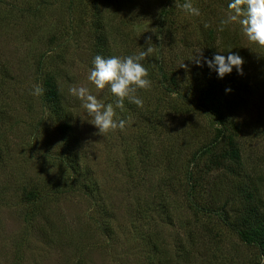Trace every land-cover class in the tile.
I'll return each instance as SVG.
<instances>
[{
    "label": "rangeland",
    "instance_id": "374dc122",
    "mask_svg": "<svg viewBox=\"0 0 264 264\" xmlns=\"http://www.w3.org/2000/svg\"><path fill=\"white\" fill-rule=\"evenodd\" d=\"M183 3L0 0V264H264L210 211L240 186L238 201L251 192L264 204V47L239 25L218 30L229 0H192L199 17ZM149 36L151 87L120 111L88 81L92 60L144 51ZM198 50L238 52L244 75L218 79L190 60ZM51 78L64 111L47 99ZM37 85L44 94L30 95ZM80 86L131 123L98 134L70 92ZM223 126L220 146L194 159Z\"/></svg>",
    "mask_w": 264,
    "mask_h": 264
},
{
    "label": "clouds",
    "instance_id": "9594fccd",
    "mask_svg": "<svg viewBox=\"0 0 264 264\" xmlns=\"http://www.w3.org/2000/svg\"><path fill=\"white\" fill-rule=\"evenodd\" d=\"M177 6L191 16L199 17L201 15L200 9L193 5L192 0H184L182 5ZM228 9L229 13L220 21L218 30H223L224 27L230 25H239L248 42L264 47V0H229ZM205 27L207 28L209 25L205 24ZM158 38L161 39L159 36ZM151 41V36L147 37L146 43L149 46L146 50L126 57L96 55L92 60L88 81L97 89L103 90L107 87L116 98L115 108L120 111L124 110L125 100L137 107L143 106V101L137 92L151 87L148 69L143 64L146 57L152 56L155 51L151 46ZM190 60L197 67L207 66L210 71L215 72L218 79H224L233 71L238 75H244L245 60L238 52L228 51L225 55L217 51L209 58L203 55V51L198 50ZM180 67H184L186 70L188 68L185 63ZM225 91L231 92L232 89L226 88ZM70 92L86 109L88 116L91 117L87 122L98 130V134L104 135L117 129L124 131L126 125L131 123L128 118L117 117L113 104L98 101L87 87H73ZM43 94V87L38 85L33 86L30 91L32 96H42Z\"/></svg>",
    "mask_w": 264,
    "mask_h": 264
},
{
    "label": "trees",
    "instance_id": "16d2710c",
    "mask_svg": "<svg viewBox=\"0 0 264 264\" xmlns=\"http://www.w3.org/2000/svg\"><path fill=\"white\" fill-rule=\"evenodd\" d=\"M161 71V70H160ZM46 85L48 86L47 91V99L49 102L54 103L55 106L58 107L59 111H64L66 109V104L62 99V96L59 92V85L55 81V78H51L46 81ZM203 104L206 107L212 104V97L208 92L203 93L201 97ZM191 102L190 100H187ZM197 105V104H195ZM200 106V105H199ZM72 129V125L68 122H65L61 126V132L64 136L68 137L71 133L70 130ZM226 130V126H223L221 131V135L218 136L213 141L207 143L202 148L198 150V153L194 156V159L199 155H205L210 151L218 148L223 140V133ZM225 155H220L218 158L214 160L216 165H223L224 168L227 167V162L224 161ZM230 160L239 159L240 154L238 150L233 149L231 154L229 155ZM235 171V167L232 173ZM238 173V172H237ZM262 182L263 181H258ZM239 190H243V187L240 186ZM237 191L231 194L230 197L224 199V203L221 208L218 210L210 209L219 216L232 230H234L237 235L240 237L242 241L247 244L254 245L259 247L263 258H264V204L261 200L258 199L256 193L253 194L251 192H247V198L243 201H238V195L241 191ZM245 207V209L243 208ZM231 211H235L237 213V218H239L240 224H235L232 220Z\"/></svg>",
    "mask_w": 264,
    "mask_h": 264
}]
</instances>
